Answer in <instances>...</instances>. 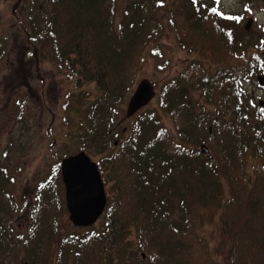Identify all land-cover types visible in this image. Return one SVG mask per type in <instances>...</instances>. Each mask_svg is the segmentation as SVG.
I'll list each match as a JSON object with an SVG mask.
<instances>
[{"label":"trees","instance_id":"16d2710c","mask_svg":"<svg viewBox=\"0 0 264 264\" xmlns=\"http://www.w3.org/2000/svg\"><path fill=\"white\" fill-rule=\"evenodd\" d=\"M166 8L178 44L198 57L120 139V107L145 52L165 37ZM118 17L119 0H30L28 8L29 39L48 41L75 77L65 122L80 131L81 151L97 159L111 193L100 222L62 237L57 263L224 264L215 243L230 246L227 264H264V108L255 111L249 93L264 74L255 33L242 30L243 14L226 13L215 0H129L119 24ZM256 45L261 51L264 40ZM5 56L0 42V65ZM87 84L99 92L92 101ZM164 114L175 134L162 125ZM54 176L37 191L29 233L16 240L5 220L19 210L14 179L0 167V264H22V256L50 264L63 207L60 168Z\"/></svg>","mask_w":264,"mask_h":264},{"label":"rangeland","instance_id":"374dc122","mask_svg":"<svg viewBox=\"0 0 264 264\" xmlns=\"http://www.w3.org/2000/svg\"><path fill=\"white\" fill-rule=\"evenodd\" d=\"M215 1L226 13L244 15L242 30H245L250 20L253 22L250 31L255 33V40L252 43L256 46V52L262 55L264 48L260 51L256 43H259L260 38L264 40V0ZM29 4L30 0L0 2V42L6 46V56L0 65V167H6L13 176L10 190L19 205L18 212L7 216L5 220L16 240L26 236L30 230V213L37 191L48 177L54 178L56 170L60 168L61 187L58 192L63 203L59 212L61 236L50 262L58 264L56 255L62 237L87 229L77 228L70 221L61 172L63 159L82 152L79 135L75 134L80 131L71 129L65 122L64 105L69 94L75 92V77L66 65L57 61L48 41L41 43L29 39ZM128 4L129 0H119L118 24ZM160 17L166 27L165 37L159 46L153 44L145 52L133 91L120 107L116 128V132L121 133L120 139L130 134L134 122L141 115L158 107L163 85L178 76L190 60L198 57L178 44L170 27L167 8L160 13ZM256 80L249 86V93L253 99L251 105L258 111V107L264 108L261 104L264 103V87ZM144 83H149L151 87V98L144 106L132 111L136 92ZM83 90L90 95V101L99 96L94 84L85 85ZM83 115L75 114L79 120ZM161 121L163 126L175 134V125L168 114H164ZM54 143L57 152L52 147ZM254 165L255 160L252 159L251 170ZM57 179L59 182V176ZM106 191L110 196L107 188ZM210 233L211 229L205 235L209 237ZM212 248L215 258L227 264L230 246L219 250L213 243ZM25 263L29 262L22 256V264Z\"/></svg>","mask_w":264,"mask_h":264},{"label":"water","instance_id":"95a60500","mask_svg":"<svg viewBox=\"0 0 264 264\" xmlns=\"http://www.w3.org/2000/svg\"><path fill=\"white\" fill-rule=\"evenodd\" d=\"M252 24L251 20L247 23V31H250ZM262 56L264 57V52ZM258 82L261 87H264V76H259ZM150 98L151 87L149 83H144L136 92L132 111L144 106ZM261 104L264 105L263 102ZM201 152L203 155L209 156L211 162L213 161L206 145L201 146ZM61 172L70 221L77 228L95 226L104 215L108 205L106 185L98 164L86 152L82 151L77 155L63 159Z\"/></svg>","mask_w":264,"mask_h":264}]
</instances>
